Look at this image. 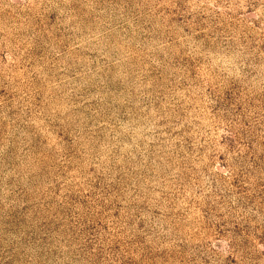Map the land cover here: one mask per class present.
I'll return each instance as SVG.
<instances>
[{
	"label": "rangeland",
	"instance_id": "rangeland-1",
	"mask_svg": "<svg viewBox=\"0 0 264 264\" xmlns=\"http://www.w3.org/2000/svg\"><path fill=\"white\" fill-rule=\"evenodd\" d=\"M0 264H264V0H0Z\"/></svg>",
	"mask_w": 264,
	"mask_h": 264
}]
</instances>
